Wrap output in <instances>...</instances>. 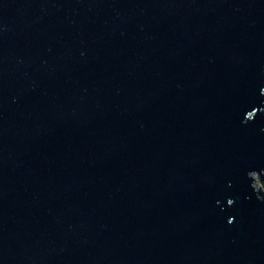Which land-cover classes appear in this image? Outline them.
Wrapping results in <instances>:
<instances>
[{"label":"water","instance_id":"water-1","mask_svg":"<svg viewBox=\"0 0 264 264\" xmlns=\"http://www.w3.org/2000/svg\"><path fill=\"white\" fill-rule=\"evenodd\" d=\"M264 0H0V264H264Z\"/></svg>","mask_w":264,"mask_h":264},{"label":"trees","instance_id":"trees-1","mask_svg":"<svg viewBox=\"0 0 264 264\" xmlns=\"http://www.w3.org/2000/svg\"><path fill=\"white\" fill-rule=\"evenodd\" d=\"M259 182L261 186L264 188V175L259 177Z\"/></svg>","mask_w":264,"mask_h":264},{"label":"rangeland","instance_id":"rangeland-1","mask_svg":"<svg viewBox=\"0 0 264 264\" xmlns=\"http://www.w3.org/2000/svg\"><path fill=\"white\" fill-rule=\"evenodd\" d=\"M254 175H255L256 178L258 179V181H257L258 185H261L260 182H259V177H260L259 174H258V173H255Z\"/></svg>","mask_w":264,"mask_h":264},{"label":"bare ground","instance_id":"bare-ground-1","mask_svg":"<svg viewBox=\"0 0 264 264\" xmlns=\"http://www.w3.org/2000/svg\"><path fill=\"white\" fill-rule=\"evenodd\" d=\"M255 176V175H254ZM256 177V176H255ZM256 185L258 186L257 180H256Z\"/></svg>","mask_w":264,"mask_h":264}]
</instances>
